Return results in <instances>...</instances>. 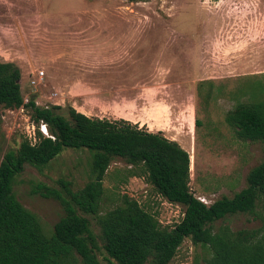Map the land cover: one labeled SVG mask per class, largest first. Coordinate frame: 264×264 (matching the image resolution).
I'll list each match as a JSON object with an SVG mask.
<instances>
[{
	"label": "rangeland",
	"instance_id": "374dc122",
	"mask_svg": "<svg viewBox=\"0 0 264 264\" xmlns=\"http://www.w3.org/2000/svg\"><path fill=\"white\" fill-rule=\"evenodd\" d=\"M1 40L0 61L20 67L27 102L61 106L66 117L73 107L91 118L126 121L179 143L192 157V193L208 205L233 198L264 162V142L239 140L226 121L239 104L264 101V0H0ZM65 53L69 58L60 60ZM38 130L42 124L28 110L0 105V166L23 142L35 144ZM91 161L88 150L68 149L17 177L15 195L45 234L65 210L39 187L60 190L58 182L66 180L81 190L91 180ZM104 187L101 215L126 195L163 228L184 216L185 207L169 205L144 169L122 159L112 162ZM83 215L98 237L100 263L118 264L104 249L98 218ZM225 226L236 232L262 225L238 214L215 229ZM210 256L186 239L170 264Z\"/></svg>",
	"mask_w": 264,
	"mask_h": 264
},
{
	"label": "trees",
	"instance_id": "16d2710c",
	"mask_svg": "<svg viewBox=\"0 0 264 264\" xmlns=\"http://www.w3.org/2000/svg\"><path fill=\"white\" fill-rule=\"evenodd\" d=\"M21 80L22 71L15 63L0 61V105L28 110L33 123L47 126L50 137L38 130L35 145L23 142L17 152L5 155L0 166V264H101L98 237L83 214L98 218L104 249L118 264H170L186 239L211 251L209 258L194 264H264V162L250 171L247 186L233 198L208 205L192 193V157L179 143L126 121L91 118L73 107L66 117L59 113L61 106L44 108L35 99L27 102ZM226 121L239 140L264 142V101L239 104ZM68 149L92 154V177L78 191L66 180L58 182L60 190L39 187V194L60 201L65 210L47 235L37 216L17 199L14 185L28 165L42 169ZM115 159L144 169L163 198L184 206L180 223L163 228L126 195L119 206L101 215L104 179ZM238 214L253 216L261 228L215 229L219 221Z\"/></svg>",
	"mask_w": 264,
	"mask_h": 264
},
{
	"label": "built area",
	"instance_id": "2783aa9c",
	"mask_svg": "<svg viewBox=\"0 0 264 264\" xmlns=\"http://www.w3.org/2000/svg\"><path fill=\"white\" fill-rule=\"evenodd\" d=\"M43 76H44V73L43 72H40V74H39V79L41 80L42 78H43ZM32 84L33 85H35L36 84V80H33L32 81ZM45 136H47V137H50V135H49V132H48V129H47V126L45 125V124H42V131H41ZM38 142V139L36 140V143ZM35 143V144H36ZM32 144V143H31ZM35 144H33V145H35ZM200 200V199H199ZM202 202H203V200H201ZM167 202L169 203V205H172V206H177V207H181V205H179V204H175V203H171V202H169L168 200H167ZM205 203V202H204ZM184 215H185V213H184ZM184 217V216H183Z\"/></svg>",
	"mask_w": 264,
	"mask_h": 264
},
{
	"label": "crops",
	"instance_id": "0c3cea01",
	"mask_svg": "<svg viewBox=\"0 0 264 264\" xmlns=\"http://www.w3.org/2000/svg\"><path fill=\"white\" fill-rule=\"evenodd\" d=\"M4 44H5V42H4V40H1L0 41V47H3L4 46ZM2 51V50H1ZM69 54H67V53H65L64 55H63V57H59V59L61 60H64V59H68L69 57H67ZM65 56V57H64ZM20 68V67H19ZM23 75V74H22ZM23 80H24V78L22 77V80H21V86H22V88H23Z\"/></svg>",
	"mask_w": 264,
	"mask_h": 264
}]
</instances>
